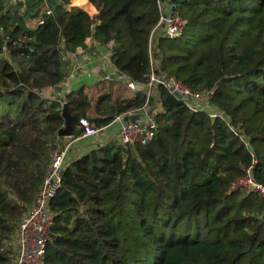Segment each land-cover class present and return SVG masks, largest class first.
Here are the masks:
<instances>
[{
  "label": "trees",
  "instance_id": "16d2710c",
  "mask_svg": "<svg viewBox=\"0 0 264 264\" xmlns=\"http://www.w3.org/2000/svg\"><path fill=\"white\" fill-rule=\"evenodd\" d=\"M175 1L187 27L180 38L159 40L153 60L159 72L212 92L211 105L226 120L193 113L165 87L155 88L151 103L157 97L161 111L150 142H112L66 167L51 201L44 264H264V198L228 193L253 160L264 184V0ZM72 2L78 7L53 1L44 23L25 28L23 15L5 11L0 0V54L6 46L13 63L0 56V264H13L17 225L64 148V105L41 93L67 78L64 55L95 38L114 42L111 61L131 80L147 83L151 73L158 0H89L99 11L94 17L80 8L94 11L87 0ZM97 91L83 86L66 94L76 118L71 139L84 132L81 118L101 129L147 101L142 93L122 94L111 115L92 118ZM111 95L97 97L98 105L111 103ZM233 129L243 130L249 145Z\"/></svg>",
  "mask_w": 264,
  "mask_h": 264
},
{
  "label": "built area",
  "instance_id": "2783aa9c",
  "mask_svg": "<svg viewBox=\"0 0 264 264\" xmlns=\"http://www.w3.org/2000/svg\"><path fill=\"white\" fill-rule=\"evenodd\" d=\"M4 1L5 11H10L11 6L15 5L20 0ZM53 1L56 0H41V3L37 5V10L40 11L41 16L39 23H44V16H50L53 14ZM69 6H71V4ZM158 7L160 10V18L152 29L149 40L151 73L148 82H135L116 69L118 77L115 81L128 90L131 95L129 99L134 98L139 93L145 94L147 97V101L143 107L139 109H131L127 113L120 114L111 123V125L114 123L119 124V134L116 142L114 143L122 146L134 145L137 142L147 144L155 137L158 128L156 120L157 113L154 109H152L151 98L154 96L155 88L158 86L168 89L174 97L175 94L180 95V100L176 97L175 98L185 104V106L193 113L203 112L214 119L224 118L223 114L211 105L212 92L196 91L186 86L176 78L159 72L157 69L156 61L153 60V55L159 40L162 38H180L187 27V20L178 11L175 0H158ZM99 23L100 22L97 24ZM94 27L95 25H93V28ZM1 34L5 36V33ZM6 39L9 40V38ZM105 46L111 58V54L114 49V42H109ZM0 56L7 60L10 64H13L9 55V50L6 46L2 48ZM69 56H71V54H65V60L67 57L69 58ZM82 56L86 62L92 61V57L88 54L83 52ZM75 74V70H69L67 78L62 83V85L65 84L67 86L66 94L72 91L70 88L71 85L68 83H70V81L75 77ZM95 75L99 77L100 71L96 70ZM98 80L105 81L108 84L114 81L109 75L101 76V79L98 78ZM52 89L54 91L56 90V88ZM48 91L49 89H44L41 93L49 99H60L53 93H50V96H46L45 94H47ZM61 101L62 105L66 104L65 98ZM78 127L84 130L82 134L84 137L94 136L102 130V128L96 129L86 118H81L79 120ZM233 131L238 134L247 145H249V140L245 136L243 130L233 129ZM70 147L71 144H68V146H65L55 152L40 193L36 196L33 204L24 213L17 225L15 235L12 238V245L14 249L13 264H44L45 262L46 247L48 242L51 240L53 227V215L50 208L51 201L61 188L63 173L66 167L71 163L67 162L66 159ZM256 163L257 161L253 160L250 166L243 169V174L230 185L228 189L229 194L237 191H246L258 193L264 198V184L257 181L254 176V166Z\"/></svg>",
  "mask_w": 264,
  "mask_h": 264
},
{
  "label": "crops",
  "instance_id": "0c3cea01",
  "mask_svg": "<svg viewBox=\"0 0 264 264\" xmlns=\"http://www.w3.org/2000/svg\"><path fill=\"white\" fill-rule=\"evenodd\" d=\"M72 1L73 0H70L71 6L78 7V6H75ZM87 2L94 8L93 12H89L87 9L83 8L82 6L81 7L79 6V7L84 9L91 16L97 15L99 12L97 8L94 5H92L89 2V0H87ZM40 20H41V16L39 18V22ZM37 25H34L33 27ZM83 52L92 57L91 62H86L84 60V57L82 56ZM64 60H65V57H64ZM65 61L68 63V66H69L68 70H75L76 72L75 77L70 81V83H68L71 85L70 88L72 89V91L77 90L83 86L96 88L99 86H105L106 84L108 85V83H106L105 81L98 80V78L101 79V76H104V75H109L110 77L113 78L114 81L117 80L118 73L116 71V68L111 61V58L107 52L106 46L103 45V43H101L99 39L94 38V39L87 40L86 48L78 49L76 54H71V56H69V58L67 57ZM96 70L100 71L99 77L95 75ZM115 83H118V82L115 81ZM118 84H116L115 87ZM121 87L122 88H120L117 92L122 93L125 96V98L129 99L131 95L129 94L128 90L123 86ZM112 91L113 89H111V93H113ZM66 92H67V86L65 84L61 85L59 88H56L55 91L53 89H49L48 91V93H53L57 98H60V97L65 98ZM110 125L102 128V130L94 136H89V137L80 136L78 138L71 139V141L67 142L65 146H68V144H71L70 150L68 151L67 156H66L67 162L75 161L79 159L80 157L88 154L89 152H91L93 149L97 147H100V146H103V145H106L112 142H116L117 136L120 130L119 124L114 123L111 126Z\"/></svg>",
  "mask_w": 264,
  "mask_h": 264
},
{
  "label": "rangeland",
  "instance_id": "374dc122",
  "mask_svg": "<svg viewBox=\"0 0 264 264\" xmlns=\"http://www.w3.org/2000/svg\"><path fill=\"white\" fill-rule=\"evenodd\" d=\"M179 3H182L183 0H178ZM41 3V0H25L24 2H17L15 5L11 6V14H16L19 13V15H23L24 17V23L23 26L25 28H30L33 27L34 25H37L39 22L40 15L37 12V4ZM118 83L111 82L108 85L106 84L105 86L98 87L97 95L96 97L91 96L92 98V109L90 110V117L96 118L97 116H102L103 112L106 111L107 115H111L112 112L114 111L113 109L117 105L116 98H119V96L122 95V93H118L117 91L122 88L121 84H118L116 87L115 85ZM115 88H114V87ZM111 89H113V93H111ZM110 93L112 94V102L106 105H101V107L97 103V97L98 99L104 95ZM46 96H50V93L45 94ZM61 100H64V97H60ZM152 109L158 113L161 111L160 103L158 102V99L156 97V103H153ZM63 139V142L61 141V147H64L67 142L71 141L70 138Z\"/></svg>",
  "mask_w": 264,
  "mask_h": 264
},
{
  "label": "water",
  "instance_id": "95a60500",
  "mask_svg": "<svg viewBox=\"0 0 264 264\" xmlns=\"http://www.w3.org/2000/svg\"><path fill=\"white\" fill-rule=\"evenodd\" d=\"M20 1L24 2L25 0H20ZM175 97L179 100L181 99V96L178 94H175ZM63 116L66 120V124L65 127L60 130L59 134L64 138H70L72 136V128L76 118L70 114L67 105H64L63 107ZM249 149L253 151L252 146H250Z\"/></svg>",
  "mask_w": 264,
  "mask_h": 264
},
{
  "label": "bare ground",
  "instance_id": "6f19581e",
  "mask_svg": "<svg viewBox=\"0 0 264 264\" xmlns=\"http://www.w3.org/2000/svg\"><path fill=\"white\" fill-rule=\"evenodd\" d=\"M105 131H106V130H105ZM105 131H104V132H105Z\"/></svg>",
  "mask_w": 264,
  "mask_h": 264
}]
</instances>
